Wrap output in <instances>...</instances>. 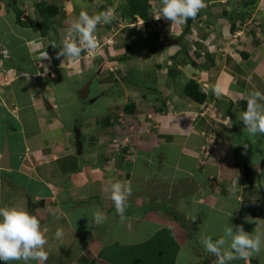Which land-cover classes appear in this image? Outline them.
I'll use <instances>...</instances> for the list:
<instances>
[{
  "label": "crops",
  "instance_id": "0c3cea01",
  "mask_svg": "<svg viewBox=\"0 0 264 264\" xmlns=\"http://www.w3.org/2000/svg\"><path fill=\"white\" fill-rule=\"evenodd\" d=\"M40 3L55 6L69 27L82 11L111 10L113 25L126 24L116 33L111 23L98 27L102 59L81 56L76 62L83 66L71 74L52 61L48 69L41 66V37L22 36L17 27L25 26H17L14 13L2 15L0 0V34L25 40L36 54H27L29 64L20 68L10 62L11 44L0 42L7 76L0 80V160L2 150L9 152L8 167L0 168V207L26 210L40 220L47 264H214L202 237L220 238L228 226L264 234V136L245 130L240 116L246 101L237 102L264 93V49L256 57L227 49L234 24V33L253 35L246 31V13H237L232 0H205L194 19L156 30L151 20L159 0H41L35 7ZM9 4L15 10L23 5ZM58 18L50 19L51 31L59 28ZM158 30L178 44L159 50ZM136 35L143 45L133 48ZM211 46L216 52L208 51ZM51 70L55 79L45 75ZM44 76L48 84L35 89L31 107L26 82ZM189 80L206 94L203 103L184 95ZM210 85L221 87L219 98ZM85 89L88 98L82 100L78 93ZM58 96L68 99L78 117L62 110ZM74 98L90 107L78 108ZM11 99L20 106L17 113L7 106ZM116 181L132 188L123 217L110 199ZM97 210L106 219L94 225ZM58 228L65 233L61 241L55 239ZM250 264H264V250Z\"/></svg>",
  "mask_w": 264,
  "mask_h": 264
},
{
  "label": "clouds",
  "instance_id": "9594fccd",
  "mask_svg": "<svg viewBox=\"0 0 264 264\" xmlns=\"http://www.w3.org/2000/svg\"><path fill=\"white\" fill-rule=\"evenodd\" d=\"M205 7V0H159L153 18L159 21L163 18L172 24L184 25L189 19H194L200 10ZM153 18L151 20L154 24L152 27L156 29L159 27V21L156 23ZM113 19L114 16L111 10L94 15L82 11L71 23L62 47L56 52L55 58H68L73 62L79 60L81 56L85 59H94L95 57L102 59L100 50L104 46L102 42L98 43L100 39L96 37L95 33L98 25H107ZM138 24L140 26L144 25V23L139 22ZM135 26L133 24L128 25L130 29ZM160 34L162 32L158 30V45L170 41L162 34L164 40L159 42ZM52 47L57 49L55 45H52ZM85 50L93 51L92 55H82ZM190 52H196L195 47H192ZM41 58L51 61L45 51L42 53ZM209 87L215 96L218 98L221 96L222 89L219 85H210ZM87 94H89V91H87ZM238 101H246V110L242 111L240 116V121L245 125V130L253 137L264 136V93L257 91L247 96H240ZM109 192L116 213L123 217L128 198L132 194L130 182L116 181L111 184ZM105 219L106 216L101 211L97 210L93 213L94 225L102 224ZM64 235L63 229L58 228L55 232V239L61 241ZM201 243L207 253L216 257L214 264H231L232 261H244L245 264H250V258L264 250V234L253 236L246 233L241 226H237L235 230L233 227L228 226L220 238L213 239L212 236H204ZM47 244L48 239L41 231V222L36 216L29 214L26 210L0 207V264H10V262L47 264L49 258V253L46 250Z\"/></svg>",
  "mask_w": 264,
  "mask_h": 264
},
{
  "label": "rangeland",
  "instance_id": "374dc122",
  "mask_svg": "<svg viewBox=\"0 0 264 264\" xmlns=\"http://www.w3.org/2000/svg\"><path fill=\"white\" fill-rule=\"evenodd\" d=\"M2 1H3L4 6L6 7L5 8L6 13L2 14V15H4V16H6L8 14L11 15L10 13H14L16 15V17L14 19H16L17 23L19 22L21 25L25 26V28L27 29V30H25V28L23 29V28L17 27V30L21 29L20 31H21L22 36H26V35L28 36L29 34H32V33L35 34V32L37 31L38 34L37 35L32 34L31 38L39 39L41 37L38 40V42L41 45L38 44V47L41 48L43 50V52L45 51L48 53V56L51 58V61L54 64H56V66H64L65 65L67 67V68H63L62 71H65V72L67 71V72H70L72 74V72L75 73V71L78 68L83 66L82 62L79 61V63H77L78 60H76L77 62L76 61L73 62V61L69 60L68 58H65L64 60L62 59L61 63H59L58 61L56 63L54 62L56 52L59 51L58 49L60 47H62L63 41L66 38L67 30L70 28L67 20L62 19V18L61 19L58 18L59 17L58 14L55 16L53 15L52 16L53 19L58 18L57 23H59V24L57 27H59V28L57 29L55 27V30L51 31V29H49L51 24L49 25V24L45 23V20L43 17L44 15H46V12H47L46 9L49 6L44 4L43 6H38V7L36 6L35 7L36 2H39L41 0H34L36 2H34L33 0H19L23 4L20 7V10L13 9L11 4H9L10 0H8L7 4H6V0H2ZM232 1L234 3H236V5L233 8L236 9L237 13L244 12L248 16L249 19L246 20V22H247L246 23V29H248V30H246V31L252 32L253 35L252 36H250L249 34L243 35L242 33H238V32H237L238 34L234 33L236 31L235 26H234L235 24H234L232 26L231 32H230L232 34V38L230 36V39L232 41H230V46H228L230 48H227V49H230V50H228V51H230V53H233L234 51H239L240 53L246 52V53H248L249 56L256 57L257 55H260L259 52H261V50L264 49V16L261 15V12L264 11V0H238V1L232 0ZM92 5H94V4H92ZM230 6H232L231 1H230ZM258 8H260L261 12H259ZM256 13H257V17H256ZM24 16H26V17L24 18ZM153 19H154V22L157 23V20L155 18H153ZM52 21H54V20H51L49 23H53ZM19 23L17 24V26H20ZM158 23H159V25H158L159 27H161L163 25L164 26L168 25V23L170 24V22L166 19H160V21ZM101 26H102V24L98 25V27H101ZM109 26H110V28H111V26H113L114 32L116 33V31H118L117 29H121V28L124 29L126 24L116 22L115 25H113V23H111ZM3 32H5V31H3ZM247 32H245V33H247ZM54 33H56V34H54ZM97 33H99L98 30H97ZM24 34H26V35H24ZM100 34H103V33L101 32ZM235 34H237V35L235 36ZM100 36H101L100 38H102V35H100ZM136 38L138 40L136 42L132 41L130 44L133 48L135 47V45L137 47H141V45H143V41L141 40L142 38H140L139 35H136ZM0 42L4 43L7 47H8L7 44H11L12 48H10V46L7 48V54L13 55V56L10 55L11 56L10 62L12 61L14 66H18L20 68L22 66L25 67L29 64L27 54L29 56L36 55L35 53H32V54L30 53V49L31 48L33 49L34 45H31L27 48L25 45V40L18 38L13 34H11V36H9V35L7 36V35H4L3 33H1L0 34ZM99 42H101V41H98V43ZM52 45H55L57 47V49L53 48ZM205 45L207 46L208 43H205ZM216 48H217V46H211L208 49V51L211 50V52H213L216 50ZM223 49H225V51H227L226 47H223ZM91 53H93V51L85 50L82 53V55L83 54L89 55ZM2 55H4V54H2ZM37 57H38V55L36 56V58ZM41 57H42V54H41ZM41 57H38L40 59V62H42L41 66L45 69H48L49 65L52 63H50L49 60H43V58H41ZM18 60H20L21 62H24V65H22L21 62H18ZM78 65L80 67H78ZM6 67H8V66H6ZM4 68L5 67H4L3 63L2 64L0 63V80H3V81L7 80V76H5ZM52 70L50 72H46L45 75H50L51 79L52 78L55 79L56 74L52 73ZM45 79H47V76L46 77L44 76L43 78L36 77L35 79L33 78L31 80L27 79L28 81L26 82V88L29 89L28 91L31 92V95H32V96L30 95L31 96V107L35 106V103H36V101H35L36 100L35 89L39 90L40 87H43L45 84L46 85L48 84V82L45 81ZM65 83L66 82H64V83L60 82L59 85H63ZM61 88H63V87H61ZM61 88L58 86L59 93L63 91ZM28 91L26 94H28ZM62 97L64 98V101H61L60 100L61 98L58 96L60 103L62 104V107H63L62 110H65L66 112H68L72 116L71 118H73L74 116L78 117V111L71 110L72 108H74V106L71 103L69 104V101H68V99L67 100L65 99V96H62ZM76 99L77 98H74L73 100H74V103L76 105H79L78 108L81 107L85 111L86 108L90 107L87 105V103L84 104L79 99H77L78 101H76ZM13 105H14L15 109L12 110ZM7 106H9L8 107L9 109L11 108L10 112L15 111V113L18 112V109L20 107V106H18L17 103H13L12 99L9 100V103H7ZM97 107H99V105ZM75 109H76V107H75ZM58 110L60 111L59 108H58ZM58 114H60V112H58ZM80 120H81V117H80ZM26 132H25V136H28V129ZM2 153H3V150H2ZM252 180L256 183L258 182V178H256V180L255 179H252ZM109 229L113 231L115 229V227L111 226ZM193 239L194 238H192V240ZM145 250H146V248H144L143 250H140V251L145 252ZM135 256H136V254H135ZM146 259L147 258H144L145 262H147ZM141 263H139V264H141ZM150 264H156V260L154 263H150Z\"/></svg>",
  "mask_w": 264,
  "mask_h": 264
},
{
  "label": "trees",
  "instance_id": "16d2710c",
  "mask_svg": "<svg viewBox=\"0 0 264 264\" xmlns=\"http://www.w3.org/2000/svg\"><path fill=\"white\" fill-rule=\"evenodd\" d=\"M43 5L44 3L38 4V6H43ZM46 10H47L46 15H44L43 17H44L45 23L50 25L51 23L49 22L52 16L59 14L58 9L55 6L51 5ZM183 93L185 96L190 98L192 101L199 103V104L203 103L206 99V94L200 91L199 85L194 80H189L186 83Z\"/></svg>",
  "mask_w": 264,
  "mask_h": 264
},
{
  "label": "water",
  "instance_id": "95a60500",
  "mask_svg": "<svg viewBox=\"0 0 264 264\" xmlns=\"http://www.w3.org/2000/svg\"><path fill=\"white\" fill-rule=\"evenodd\" d=\"M178 40H170V41H166L165 43L163 44H160L158 45V49L159 50H163V49H166L168 47H171V46H174V45H177L178 44ZM87 88V87H86ZM87 89H85L84 91H80L78 93V96L80 97V99L82 100H86L87 98ZM76 148H77V151L78 153L80 154L81 152V140H80V137L79 135L77 134L76 136ZM1 164H0V168L4 169L5 166L8 167V162H9V152L8 150L5 148L4 151H3V154H2V158L0 160ZM245 170L247 171L246 173V177H248L250 175V171H249V168L248 167H245Z\"/></svg>",
  "mask_w": 264,
  "mask_h": 264
},
{
  "label": "built area",
  "instance_id": "2783aa9c",
  "mask_svg": "<svg viewBox=\"0 0 264 264\" xmlns=\"http://www.w3.org/2000/svg\"><path fill=\"white\" fill-rule=\"evenodd\" d=\"M156 20H157V19H156ZM158 21H159V20H157V22H158ZM158 25H159V23H158ZM162 36H163L162 34L159 35V42H163L164 38H163ZM90 55H92V53H91Z\"/></svg>",
  "mask_w": 264,
  "mask_h": 264
}]
</instances>
